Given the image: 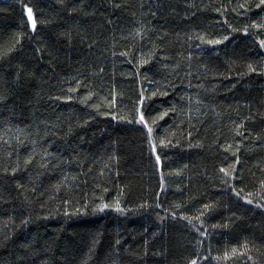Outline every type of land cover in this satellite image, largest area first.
<instances>
[{
  "label": "trees",
  "instance_id": "obj_1",
  "mask_svg": "<svg viewBox=\"0 0 264 264\" xmlns=\"http://www.w3.org/2000/svg\"><path fill=\"white\" fill-rule=\"evenodd\" d=\"M262 42L261 0H0V264H264Z\"/></svg>",
  "mask_w": 264,
  "mask_h": 264
},
{
  "label": "snow or ice",
  "instance_id": "obj_2",
  "mask_svg": "<svg viewBox=\"0 0 264 264\" xmlns=\"http://www.w3.org/2000/svg\"><path fill=\"white\" fill-rule=\"evenodd\" d=\"M261 3L264 4V0H261ZM27 11H28V15H29V20L31 21L32 20V9L28 8ZM32 24H33V28H34L35 27V22L32 21ZM262 45H264V42H262ZM140 120L141 121L144 120V117L142 115L140 117ZM145 126H147V125H145ZM149 132H151V129H149ZM157 159H159V158H157ZM249 203H251V201H249ZM105 207H107V206L105 205ZM117 210H119V209H117ZM192 264H195V261H193Z\"/></svg>",
  "mask_w": 264,
  "mask_h": 264
},
{
  "label": "rangeland",
  "instance_id": "obj_3",
  "mask_svg": "<svg viewBox=\"0 0 264 264\" xmlns=\"http://www.w3.org/2000/svg\"><path fill=\"white\" fill-rule=\"evenodd\" d=\"M30 24H31V26L33 25V24H32V20L30 21Z\"/></svg>",
  "mask_w": 264,
  "mask_h": 264
}]
</instances>
